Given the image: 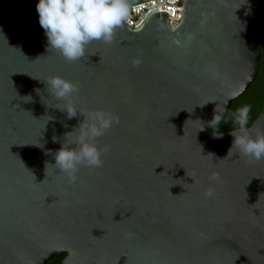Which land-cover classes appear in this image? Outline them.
Returning a JSON list of instances; mask_svg holds the SVG:
<instances>
[{
	"label": "water",
	"instance_id": "obj_1",
	"mask_svg": "<svg viewBox=\"0 0 264 264\" xmlns=\"http://www.w3.org/2000/svg\"><path fill=\"white\" fill-rule=\"evenodd\" d=\"M37 3L0 0V264H264V160L228 155L236 129L206 136L256 78L252 3L183 0L176 26L163 11L123 22L74 62ZM53 76L78 86L76 116ZM93 112L116 121L95 141L102 165L45 172ZM248 128L264 131V104Z\"/></svg>",
	"mask_w": 264,
	"mask_h": 264
},
{
	"label": "clouds",
	"instance_id": "obj_2",
	"mask_svg": "<svg viewBox=\"0 0 264 264\" xmlns=\"http://www.w3.org/2000/svg\"><path fill=\"white\" fill-rule=\"evenodd\" d=\"M36 11L39 24L44 30L49 48L58 51L66 61L74 62L86 54V46L92 41L111 43L116 28L126 20L128 5L126 0H38ZM51 97L56 102H63L67 116H76L78 109L70 98L78 92V86L59 76L44 81ZM250 107L244 106L237 110L234 122L238 126L231 131L232 148L244 158L256 161L264 160V131L250 130L247 127ZM223 118L214 115L209 126L215 128ZM115 119L102 112L89 113L77 129L75 138L68 140L65 136L61 147L51 153L55 164L46 163L45 172L51 168L56 173H64L70 182L76 180V173L81 166L96 168L102 165L103 151L95 141L104 135L115 123ZM199 130H203V125ZM220 135H217L219 138ZM56 142V137H53ZM44 148L39 142L35 144ZM58 170V171H57ZM213 175L211 181L217 180ZM206 195L211 196V192Z\"/></svg>",
	"mask_w": 264,
	"mask_h": 264
},
{
	"label": "trees",
	"instance_id": "obj_3",
	"mask_svg": "<svg viewBox=\"0 0 264 264\" xmlns=\"http://www.w3.org/2000/svg\"><path fill=\"white\" fill-rule=\"evenodd\" d=\"M256 31L258 36L257 42L260 49L259 70L256 78L244 94L231 103L226 119L222 123L216 125L206 136L237 129L238 126L234 122V115L241 107H250L247 127L251 125L262 110L264 104V15L258 16L256 20ZM63 257L64 255L58 259L49 261L47 264H60Z\"/></svg>",
	"mask_w": 264,
	"mask_h": 264
},
{
	"label": "built area",
	"instance_id": "obj_4",
	"mask_svg": "<svg viewBox=\"0 0 264 264\" xmlns=\"http://www.w3.org/2000/svg\"><path fill=\"white\" fill-rule=\"evenodd\" d=\"M183 0H148L146 2L128 6V14L124 23L129 28L137 27L149 14L163 11L167 13V21L170 27L176 26L180 21V5Z\"/></svg>",
	"mask_w": 264,
	"mask_h": 264
},
{
	"label": "flooded vegetation",
	"instance_id": "obj_5",
	"mask_svg": "<svg viewBox=\"0 0 264 264\" xmlns=\"http://www.w3.org/2000/svg\"><path fill=\"white\" fill-rule=\"evenodd\" d=\"M249 1L252 3V6H253V12L255 15V29H256V20H257L258 16L264 15V0H249ZM256 33H257V31H256ZM257 38H258V36H257ZM257 45H258V42H257ZM258 48H259V45H258ZM259 51H260V49H259ZM259 61H260V59H259Z\"/></svg>",
	"mask_w": 264,
	"mask_h": 264
}]
</instances>
